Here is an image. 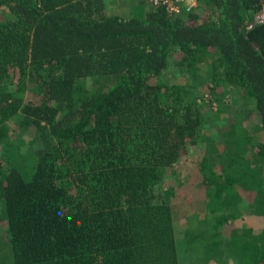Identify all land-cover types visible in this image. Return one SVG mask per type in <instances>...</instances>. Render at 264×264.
Wrapping results in <instances>:
<instances>
[{
    "label": "trees",
    "instance_id": "16d2710c",
    "mask_svg": "<svg viewBox=\"0 0 264 264\" xmlns=\"http://www.w3.org/2000/svg\"><path fill=\"white\" fill-rule=\"evenodd\" d=\"M197 4L0 0V264H264V0Z\"/></svg>",
    "mask_w": 264,
    "mask_h": 264
},
{
    "label": "rangeland",
    "instance_id": "374dc122",
    "mask_svg": "<svg viewBox=\"0 0 264 264\" xmlns=\"http://www.w3.org/2000/svg\"><path fill=\"white\" fill-rule=\"evenodd\" d=\"M186 2H187V4H188V6L190 7V6H192L190 9H189V11H191V10H193L195 7H197L198 8V4H197V0H186ZM121 6H123V5H120V6H118L117 7V10H121ZM110 8V6L108 7V9ZM123 8V7H122ZM196 8V9H197ZM123 10V9H122ZM189 11H187V12H189ZM187 12H185V13H187ZM255 15L256 16H259V17H264V9L263 10H260V11H258L257 13H255ZM171 72H173L172 71V69L171 68H169V73L168 74H166V76H171V75H173V74H171ZM178 77H180V76H178ZM232 93V91L230 90V88H228L227 89V91H226V94H231ZM233 94H237L238 96L236 97V98H239V94L236 92V91H234L233 92ZM245 101V100H244ZM246 102V101H245ZM242 103H243V100H242ZM231 104H234V101H232V103ZM245 106V105H244ZM240 107H243V106H240ZM248 110V109H247ZM246 112H248V113H246L245 114V116L248 114V116L245 118L246 120H248V122H253V124H256L257 123V118L256 117H253L252 116V111H246ZM258 128H254V132L257 130ZM192 166L193 165H189L188 163H186L185 162V164L183 163V161H179V162H177L176 163V165L173 167V169H172V172H171V175L169 176L170 178H172L173 180H178V181H182L183 183H188V181H189V177H190V171L192 170L191 168H192ZM191 178V177H190ZM240 208H241V210H243L244 211V218H243V221L245 222H247L248 224L249 223H251L252 221H254V219H255V216L253 215V214H249V213H247L246 212V209H245V204L243 203V204H240ZM243 206V207H242ZM245 206V207H244ZM248 210V209H247ZM248 214V215H247ZM204 228H207V224L204 226ZM247 232V231H246ZM0 242H2V239L0 240ZM194 246V248H196L195 247V245H193ZM196 253H197V251H196ZM195 253V256L197 257V255L198 256H203L204 258H207V257H209V252L205 249V247L204 246H202L201 247V251H198V253L196 254ZM4 255H6L5 253H4ZM235 256L233 255V254H231L230 256H227L226 258H224L225 259V263L224 264H234L235 262H237L236 261V259L234 258ZM233 258H234V260H233ZM183 264H186V261H184V263Z\"/></svg>",
    "mask_w": 264,
    "mask_h": 264
},
{
    "label": "built area",
    "instance_id": "2783aa9c",
    "mask_svg": "<svg viewBox=\"0 0 264 264\" xmlns=\"http://www.w3.org/2000/svg\"><path fill=\"white\" fill-rule=\"evenodd\" d=\"M155 4H161L165 10L172 14H180L189 11L193 6H188L186 0H152ZM264 7L262 8V10ZM258 19L264 20V17L257 16Z\"/></svg>",
    "mask_w": 264,
    "mask_h": 264
}]
</instances>
